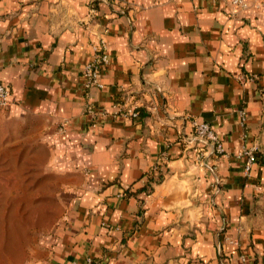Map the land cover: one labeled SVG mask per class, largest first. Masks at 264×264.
<instances>
[{
    "label": "crops",
    "instance_id": "0c3cea01",
    "mask_svg": "<svg viewBox=\"0 0 264 264\" xmlns=\"http://www.w3.org/2000/svg\"><path fill=\"white\" fill-rule=\"evenodd\" d=\"M101 40L103 87L86 88ZM0 80L54 205L20 264H264L257 1L0 0ZM196 121L225 153L193 138ZM253 147L246 176L238 154ZM152 169L163 178L148 190Z\"/></svg>",
    "mask_w": 264,
    "mask_h": 264
},
{
    "label": "rangeland",
    "instance_id": "374dc122",
    "mask_svg": "<svg viewBox=\"0 0 264 264\" xmlns=\"http://www.w3.org/2000/svg\"><path fill=\"white\" fill-rule=\"evenodd\" d=\"M28 143L0 107V264H20L34 234L49 226L53 214L44 174L29 171L43 165L45 155L40 149L31 155Z\"/></svg>",
    "mask_w": 264,
    "mask_h": 264
},
{
    "label": "built area",
    "instance_id": "2783aa9c",
    "mask_svg": "<svg viewBox=\"0 0 264 264\" xmlns=\"http://www.w3.org/2000/svg\"><path fill=\"white\" fill-rule=\"evenodd\" d=\"M114 1V0H109ZM253 1H257V6H264V0H228L234 11H242L246 10ZM94 54L92 59L84 66L83 75L86 78L85 87L90 88L93 86L103 87L102 82L100 81V75L102 73L103 68L105 67L108 54L106 49V43L104 40H101L99 44H95L93 46ZM12 103V92L10 88L0 80V106L8 107ZM118 106L117 114H121L128 117H137L138 111L136 107L132 105H124L118 102L116 103ZM87 111L95 116L97 114L96 108L93 106H88ZM193 138L203 141L208 144H212L215 146L216 151L220 154L225 153V146L223 141L221 140L219 134L213 129L211 124L207 121L202 122H194L193 127ZM256 149L253 148H244L239 152L238 156H245L247 161L244 167V172L246 176H250L251 169L256 161ZM85 264H100L95 261L91 257L86 259Z\"/></svg>",
    "mask_w": 264,
    "mask_h": 264
},
{
    "label": "trees",
    "instance_id": "16d2710c",
    "mask_svg": "<svg viewBox=\"0 0 264 264\" xmlns=\"http://www.w3.org/2000/svg\"><path fill=\"white\" fill-rule=\"evenodd\" d=\"M148 185H147V189L150 190L151 187L153 186V184H155L156 182H159L162 178H163V174L160 170L158 169H152L149 173H148Z\"/></svg>",
    "mask_w": 264,
    "mask_h": 264
}]
</instances>
